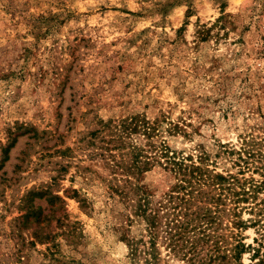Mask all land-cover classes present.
I'll use <instances>...</instances> for the list:
<instances>
[{"label":"rangeland","instance_id":"rangeland-1","mask_svg":"<svg viewBox=\"0 0 264 264\" xmlns=\"http://www.w3.org/2000/svg\"><path fill=\"white\" fill-rule=\"evenodd\" d=\"M133 115L163 120L157 148L140 136L147 155L164 143L188 164L264 179V0H0V264H145L107 209L120 172L105 168L106 141ZM131 141L109 144L117 161ZM163 161L139 175L152 200L176 182ZM261 198L239 202L246 226Z\"/></svg>","mask_w":264,"mask_h":264},{"label":"trees","instance_id":"trees-1","mask_svg":"<svg viewBox=\"0 0 264 264\" xmlns=\"http://www.w3.org/2000/svg\"><path fill=\"white\" fill-rule=\"evenodd\" d=\"M162 121L133 115L115 127L118 133L111 135L114 139L106 141L109 152L105 155V168L110 175L120 172L119 178L114 177L108 183L107 209L114 211L116 222L111 228L125 245L127 256L134 260L144 255L145 264H158L160 249H164L183 264H243L242 255L251 252L246 264H264V220L261 219L264 198L250 207L257 209L254 214L258 217L251 219L249 226L239 217L241 207H238L239 202L257 200V195L264 192V179L244 178L240 182L232 175L209 169L207 161L202 159L194 162L189 157L188 164V155L180 158L164 143H160L159 155H147L140 136L148 140L149 147L157 148L151 138L162 132L159 125ZM133 136L139 140L137 143H132ZM129 140L128 156L117 161L109 144L115 141L112 146L123 149ZM161 158L165 161L160 164L174 173L176 182L169 191L152 200L139 175ZM72 192L77 197V191ZM47 200L54 205L57 222L66 225L69 219L63 198L54 195ZM227 201L232 205L228 206ZM229 216L230 226L223 225L222 218ZM253 226H258L260 238L253 237L252 242L246 243L241 230Z\"/></svg>","mask_w":264,"mask_h":264}]
</instances>
